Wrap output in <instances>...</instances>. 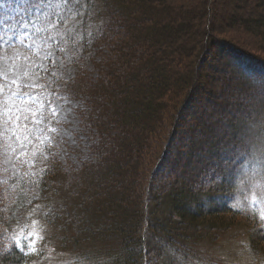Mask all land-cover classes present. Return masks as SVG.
I'll return each mask as SVG.
<instances>
[{"label": "trees", "instance_id": "1", "mask_svg": "<svg viewBox=\"0 0 264 264\" xmlns=\"http://www.w3.org/2000/svg\"><path fill=\"white\" fill-rule=\"evenodd\" d=\"M178 1L87 0L79 20L69 3L97 77L76 64L59 91L85 98L94 156L69 167L50 151L13 175L0 157V234L34 214L75 263L181 264L209 262L216 239L241 226L264 264L257 216L230 204L251 151L239 133L248 131L242 108L264 91L255 69H264V45L252 36L264 0H243L253 23L243 36L218 24L216 0H199L197 13ZM247 64L252 79L238 73ZM0 264L30 261L0 239Z\"/></svg>", "mask_w": 264, "mask_h": 264}, {"label": "rangeland", "instance_id": "2", "mask_svg": "<svg viewBox=\"0 0 264 264\" xmlns=\"http://www.w3.org/2000/svg\"><path fill=\"white\" fill-rule=\"evenodd\" d=\"M44 2L45 0H0V45L3 46L0 47V77L15 76L21 81H35L44 86L39 91V98L45 102L51 100L57 114L41 125L44 132L37 133L44 143L40 144L39 141L35 143L40 145V151L44 153V157L51 151L59 162L70 167L93 158L92 148L97 138L95 129L84 121L87 118L85 114L88 113L85 98L71 99L63 92L64 88L59 91V85L75 77L76 64H79L91 80L97 77V72L94 68L91 47L87 46V37L80 35V30L74 23L73 6L63 4L62 0H51L53 6L47 9L49 16L45 18L40 15V5ZM198 2L199 0L178 1L182 8L188 11L194 9L196 13L200 10L197 8ZM216 2L218 11H221L223 15V19L220 18L221 20L218 21L219 25L230 27L237 32L238 36L246 33V27L253 26L247 16L248 9L244 6L243 0H216ZM261 8L264 9V3ZM53 24L56 26L53 27ZM200 24L199 21L194 22L193 30L197 31ZM261 24L257 26L258 31L251 35L261 40L264 45V20ZM25 25L26 28L23 27ZM21 34H23V43L18 40ZM49 36L52 37L51 40L47 39ZM186 39L189 38L186 37ZM11 44L15 46L9 47L8 45ZM25 45H31V47H25ZM45 52L51 53L53 58L51 61L43 58ZM35 65L47 69V72L38 75ZM247 65L248 67L244 68L238 65V69L236 67L235 69L239 74L246 73L248 74L246 77L252 79L253 74L249 72L252 66ZM255 69L258 71L259 79L264 81V69ZM205 74H207L206 69L202 72L203 80L209 83ZM211 83L213 88L218 86L213 81ZM262 87L264 88V84ZM52 91H56V94L53 95ZM210 92L213 93L212 90ZM254 96L256 100L251 99L252 102L249 99L245 100L242 108L249 114L245 118L248 122L245 121L248 131L246 133L243 129L241 132L239 130V133L248 139L246 147L251 150L250 157L241 167L237 192L230 204L239 211L257 216L264 229V219H261L264 216V91L254 93ZM0 99L3 97L0 96ZM250 110H255L256 113L251 114ZM45 112L51 115L47 108ZM49 129L54 130L49 131ZM0 157L11 175L23 168H29V165L33 163L31 157L24 158L26 163L17 162L14 154L3 146L2 140H0ZM3 191V188H0V193ZM241 228L236 226V233H231L229 236L221 234V237L216 239L213 247L207 251L209 256H212L209 262L203 260L184 262L180 259L177 262L181 264H260L250 253L246 238L239 233ZM32 233H38L43 240L35 241L38 249L36 255H27L30 264H78L71 259L74 258L72 255L60 251L55 240L57 233L47 226L43 219L34 214L23 225L15 226L10 233L2 232L0 239L14 241L19 237L25 246V251H28L27 237ZM25 251L22 252L25 253Z\"/></svg>", "mask_w": 264, "mask_h": 264}, {"label": "snow or ice", "instance_id": "3", "mask_svg": "<svg viewBox=\"0 0 264 264\" xmlns=\"http://www.w3.org/2000/svg\"><path fill=\"white\" fill-rule=\"evenodd\" d=\"M62 3L65 5L72 3L78 6L75 17L78 20L83 18L84 13L79 11V8L85 7L87 0H83V2L82 0H62ZM52 6L51 0H45L40 5V15L47 18L49 16L47 9L52 8ZM57 7H59V4H57ZM55 26L53 24V27ZM23 27L26 28L27 26ZM47 39L51 40L52 37L49 36ZM18 40L23 43V34L18 36ZM8 46L14 47L15 45ZM0 47L3 46L0 45ZM25 47L30 48L31 45H25ZM43 58L50 61L53 59L50 52H45ZM34 67L38 75L47 72V69L41 68L40 65ZM43 87L35 81L24 82L15 76L5 75L0 77V96L3 97V99H0V140L3 141V146L14 154L17 162L26 163L27 161L24 158L31 157L33 163L29 165L30 167H35V160L38 157L44 158V153L40 151V145L35 143V141H39L40 144L44 143L40 135L37 134L44 132L41 125L46 121H50L57 114L56 109L52 107L51 100L47 102L40 100L39 91ZM45 108L51 115L46 114ZM53 130L49 129V131ZM216 179H219V177ZM216 179H209L204 186L208 187L215 184ZM261 219H264V216ZM27 239L29 241L28 251H25V246L19 237L14 239V246L20 248L21 251H25V255H36L38 249L35 241L43 240V237L38 233H32L28 235Z\"/></svg>", "mask_w": 264, "mask_h": 264}]
</instances>
